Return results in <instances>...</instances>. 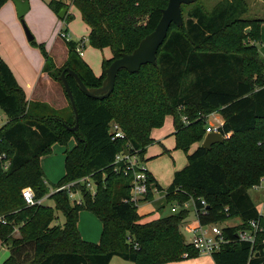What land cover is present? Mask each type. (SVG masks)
I'll use <instances>...</instances> for the list:
<instances>
[{"label":"trees","instance_id":"trees-1","mask_svg":"<svg viewBox=\"0 0 264 264\" xmlns=\"http://www.w3.org/2000/svg\"><path fill=\"white\" fill-rule=\"evenodd\" d=\"M6 1L0 0V8ZM168 1L50 0L57 14L68 2L75 4L89 27L90 44L110 47L112 57L105 59L98 76L71 40L62 67L45 51L43 71L58 80L57 74L70 67L88 88L100 87L106 68L154 30ZM247 9L246 0H222L212 12L193 6L183 26L171 25L157 64H145L135 73L120 70L114 90L104 99L85 94L67 74L79 116L74 131L68 128L76 124L74 111L65 119L48 103L29 100L0 56V107L8 117L0 126V152L11 160L6 170L0 164V216L6 220H0V241L10 249L2 264H111L114 256L138 264H163L198 256L200 251L182 236L189 211L182 208L141 223L138 204L126 200L131 196L133 172L115 171L114 162L121 151L138 150L143 158L153 141L152 129L162 125L167 114L174 119L177 147L188 150L204 141L207 115L214 111L224 117L219 130L223 135L232 132L231 136L210 149L201 144L187 153L188 163L175 172L164 201L183 206L193 199L202 225L240 218L238 225L222 227L227 241L212 253L215 264H264V213L248 193L264 179V61L257 47L248 45L249 37L260 39L264 20L250 21L253 27L243 36L245 30L239 33L236 28L249 22L244 17ZM222 34L231 38L226 49L217 48ZM234 42L237 47L229 50ZM112 122L121 126L124 138H112ZM72 138L76 144L65 151L66 173L56 187L90 175L96 191L93 194L78 183L74 189L81 193L80 202H72L67 189L49 194L41 165V157L50 154L54 144L67 145ZM150 179L157 187L151 174ZM26 187L34 190L36 198L48 195L54 206L28 205L23 197ZM151 199L149 191L144 200ZM56 210L64 215L62 224H52ZM82 210L101 220L98 242L82 237L78 228ZM251 220L261 227L254 244L239 236L251 228ZM15 227L19 236L12 234Z\"/></svg>","mask_w":264,"mask_h":264},{"label":"rangeland","instance_id":"rangeland-1","mask_svg":"<svg viewBox=\"0 0 264 264\" xmlns=\"http://www.w3.org/2000/svg\"><path fill=\"white\" fill-rule=\"evenodd\" d=\"M50 0H29L30 9L24 16V21L34 35L35 40L31 42L27 38L23 20L18 17L15 2L7 0L0 8V56L3 57L8 64L11 65L15 72L19 85L24 90L26 97H31L36 101H47L52 108L56 109L58 114L67 119L73 113L71 103L65 93L64 86L61 81L50 78V82L44 78L47 72L43 71L45 64V51L49 53L51 58L56 62L58 67H62L68 57L69 48L67 41L61 36V29L67 30L73 41H85L84 55L81 58L89 64L93 71L99 76L104 70V61L112 57L110 47L97 48L89 42V27L84 21L81 11L72 2H68L69 18L61 19L58 14L49 6ZM222 0H196L192 4H183L184 20L188 18V13L195 5H201L205 11L212 12L218 3ZM248 9L244 14L245 20L249 21L237 27L239 33L243 36L248 29H252V20H264V0H246ZM146 21V18L142 21ZM249 30V32H250ZM231 39L226 34H222L218 39L217 48L226 49L229 45L226 40ZM236 42L233 43L229 50H235ZM248 45H254L259 50L260 56L264 61V22L260 26V39L255 40L249 37ZM208 48L217 49L216 46L210 45ZM61 73L57 74V78ZM36 89V90H35ZM35 90V91H34ZM66 103L62 109L59 107ZM197 116L200 113L197 112ZM222 118V114L218 115ZM8 120L7 115L0 107V126ZM215 124L216 120L211 117L208 124ZM231 136V135H230ZM229 136V137H230ZM150 137L153 141L146 146L147 160L146 168L152 172L158 182L167 188L171 182L175 170L183 168L187 164V153L195 149V143L188 150L177 147L176 137L174 135V123L171 114L165 116L162 125L154 127ZM228 137V138H229ZM76 144V139L72 138L67 145L56 144L53 152L48 156L52 157L53 168H50L54 174H63L65 172V161L62 162L63 151L72 148ZM62 151V153L60 152ZM50 159V158H48ZM48 179L50 193H53L59 182H53L46 173ZM261 186L252 187L249 192L252 194L259 209L264 212V181H261ZM92 192V191H91ZM82 196L79 192L71 197V201H81ZM160 200L154 202L141 203L138 207V212L141 216L140 222L147 223L156 220L160 217L171 214V203H164ZM164 203L163 208H159V204ZM44 204L54 206V200L46 197ZM191 220L195 218L193 213V203L191 202ZM57 218L52 224H62L65 220L62 212L56 210ZM234 219L223 223L227 225ZM182 233L186 240L189 241L192 237L191 232L187 231L184 226L181 227ZM14 236L20 235V230L15 227ZM10 249L7 244L0 241V264H2L9 256ZM111 264H138L137 262L125 260L120 256H114ZM163 264H215L212 258V253H200L196 257L184 258L178 261H171Z\"/></svg>","mask_w":264,"mask_h":264},{"label":"built area","instance_id":"built-area-1","mask_svg":"<svg viewBox=\"0 0 264 264\" xmlns=\"http://www.w3.org/2000/svg\"><path fill=\"white\" fill-rule=\"evenodd\" d=\"M60 34L66 39V41L72 40V37L65 30L61 29ZM84 46V40L77 42L76 51L80 56L84 55ZM211 114L207 115V123ZM182 120L184 123L189 122L186 116H183ZM221 125H212L211 123L210 125H207L206 131L208 133L213 131H220L219 128ZM110 134L112 135L113 139L125 137L123 129L116 122H112L110 124ZM137 152L138 150H135L134 153L131 151H121L116 155L114 163L115 171H123L125 175H129L130 172H133V178L131 180V196L126 200L135 201L138 204L139 201L144 199L148 192L151 190L152 183L150 179V173ZM10 163L11 160L8 158L7 154L4 152H0V164L2 165V167L6 170L9 168ZM78 183L85 184L93 194L95 193L96 184L90 175L59 186L55 189V191L67 189L69 191L70 197H74L75 194L79 193L78 189H74V187ZM23 197L28 205H36L44 203V200L46 199V197H48V195L42 198H36L34 190L30 187H26L23 190ZM201 203L203 205L206 204L204 199L201 200ZM178 208L179 206H174L172 207V211L175 213L178 211ZM0 220L2 222H6L5 218L2 216H0ZM250 225L251 228L240 231L239 236L242 240H247L254 244L256 241V234L259 230H261V227L257 220H251ZM222 227L223 224L221 223L202 225L199 220L194 224H188V230L192 232V237L189 240V243L194 245L195 248L200 251V253H213L220 248V245L223 242L227 241L224 237Z\"/></svg>","mask_w":264,"mask_h":264},{"label":"water","instance_id":"water-1","mask_svg":"<svg viewBox=\"0 0 264 264\" xmlns=\"http://www.w3.org/2000/svg\"><path fill=\"white\" fill-rule=\"evenodd\" d=\"M13 1L16 5L18 17L23 20L29 41L34 40V35L31 33L24 21V16L30 9L29 0ZM194 2L195 0H169L167 6L163 8L161 18L154 30L147 34L145 37H143L140 40L138 46L132 52L122 53L120 57L115 58L111 62V64L106 68V77L104 78L103 83L100 87L88 88L83 82V80L80 78L78 73L70 67H66L62 71L58 79L63 83L64 89L70 99L76 118V124L74 126H68L70 130L74 131L78 128L79 116L78 108L75 102L73 91L67 78V74L72 75L75 78L76 82L79 85V88L88 96L98 99H104L108 97L115 88L116 77L120 70L126 69L131 73H135L138 72L140 68L145 64H157L159 48L162 46L165 39L167 38L171 25L173 23L177 26L184 25L182 5L191 4ZM67 11L68 6L62 7L61 10L58 12V16L61 19H64L65 15L67 14ZM224 140L225 137L220 131H213L206 134L202 146L210 149L214 143L223 142ZM182 236L184 239L186 238L183 233Z\"/></svg>","mask_w":264,"mask_h":264},{"label":"crops","instance_id":"crops-1","mask_svg":"<svg viewBox=\"0 0 264 264\" xmlns=\"http://www.w3.org/2000/svg\"><path fill=\"white\" fill-rule=\"evenodd\" d=\"M16 6V5H15ZM68 10H69V7H68ZM28 13V12H27ZM67 13H68V11H67ZM66 16V15H65ZM68 32V31H67ZM28 38V37H27ZM29 40V39H28ZM34 40H35V37H34ZM3 58V57H2ZM4 59V58H3ZM4 61L7 63V61L4 59ZM56 63V62H55ZM8 64V63H7ZM9 66H10V68L12 69V67H11V65L10 64H8ZM57 65V64H56ZM59 66V65H58ZM12 71H13V69H12ZM13 73H14V75H15V72L13 71ZM96 74V73H95ZM97 75V74H96ZM101 75V74H100ZM15 77H16V75H15ZM44 78H46L47 79V82H50V78H52V77H50L49 76V74L48 73H46L45 75H44ZM17 79V78H16ZM18 81V80H17ZM36 90V89H35ZM34 90V91H35ZM29 100H32V101H36L35 99H33L32 97L29 99ZM38 101H40V100H38ZM43 102V101H42ZM45 102H47V101H45ZM66 106V103H63V105L62 106H60L59 108L60 109H62V108H64ZM219 114H221L219 111H214L211 115H210V117H209V120H210V118L211 117H214V119L216 120V123L214 124V125H221V124H223L224 123V117L222 116V118H220L218 115ZM173 117V116H172ZM173 123H174V119H173ZM2 126V125H1ZM175 125H174V133H175ZM221 132V131H220ZM208 133V132H207ZM206 133V134H207ZM210 133V132H209ZM222 133V132H221ZM232 134V132H229L228 134H226L224 137H225V139L226 138H228L230 135ZM203 142H196L194 145L196 146L195 147V149L199 146V145H201ZM56 144H58V143H56ZM56 144H54L53 145V147H52V152H53V148L54 147H56L55 145ZM195 149H193V151L195 150ZM192 151V152H193ZM51 152V153H52ZM61 153H62V151H60ZM50 153V154H51ZM63 153L64 154H62V162H63V160L65 161V158H66V154H65V151H63ZM191 153V152H190ZM50 154H48V155H44V156H42L41 157V165H42V168H43V170H44V172H45V175H46V173L48 174V176L50 177V179H53L52 181L55 183V182H57L59 179H61L64 175H65V173H66V171L65 172H63V174H54L52 171H51V169L50 168H53V162L51 161L53 158L52 157H48ZM48 158H50V159H48ZM149 158L148 157H146V154H144V156H143V158H142V161L145 163V165H147V160H148ZM187 163H188V159H187ZM187 165V164H186ZM185 165V166H186ZM182 169V168H181ZM178 170H180V169H178ZM149 171V173L151 174V176L154 178V182L155 183H157L156 185H157V187L155 186H151V194H152V199L151 200H144V199H142V200H140L139 201V203H138V207H139V205L141 204V203H145V202H150V201H154V202H158V201H160V200H163L164 201V198H165V195H166V189L169 187H167V188H164L159 182H158V180L155 178V176L152 174V172L150 171V170H148ZM177 170H175L174 171V173H173V176H172V179H171V182H170V184L172 183V181H173V178H174V174H175V172H176ZM48 180V179H47ZM262 181H264V179L262 180ZM262 183V182H261ZM261 183L259 184V185H256L255 187H259V186H261ZM169 184V185H170ZM159 186L162 188H159ZM248 193H249V195L251 196V198L253 199V201H254V203L256 204V206H257V208H258V210L261 212V213H264L263 212V210L261 209H259V207H258V205H257V203L255 202V199L253 198V196H252V194L249 192V190H248ZM45 201V200H44ZM78 202H80V201H78ZM191 202L193 203V213H194V216H195V218L193 219V220H191V213H192V210H191ZM165 203V202H164ZM164 203H160L159 204V208H163L164 206H165V204ZM174 206H179V208H178V210H180V209H182V208H184V209H187L188 211H189V216H188V219H187V222H186V224L184 225V227H185V229L187 230V231H189L188 230V224H194V223H196L197 221H198V217H197V214H196V206H195V202H194V200L192 199V200H189L188 202H185L184 203V206H182V205H180V204H178L177 202H172L171 203V213H174L173 211H172V207H174ZM169 215V214H168ZM167 216V215H166ZM234 220L233 221H231V222H229L227 225H238L240 222H241V219L240 218H233ZM229 221V220H228ZM227 222V221H226ZM224 226V225H223ZM78 228H79V230H80V233H81V235H82V237L86 240V241H90V242H98L99 240H100V238H101V234H102V230H103V224H102V222H101V220L95 215V214H93L92 212H90V211H88V210H82L81 212H80V215H79V220H78ZM190 232V231H189ZM191 234H192V232H191ZM189 242V241H188ZM113 259V258H112ZM112 261V260H111ZM214 261V260H213Z\"/></svg>","mask_w":264,"mask_h":264}]
</instances>
